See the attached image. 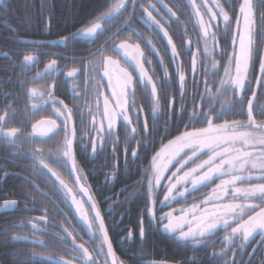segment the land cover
<instances>
[{"label": "snow or ice", "instance_id": "6c2138e0", "mask_svg": "<svg viewBox=\"0 0 264 264\" xmlns=\"http://www.w3.org/2000/svg\"><path fill=\"white\" fill-rule=\"evenodd\" d=\"M130 2L135 12L137 0ZM128 3L129 0H116L89 25L50 43L65 44L77 38H89L95 43L107 32L106 25L113 23L118 13L123 15L122 10H127ZM147 3V7L143 3L140 4V11L143 13L140 19L150 29L162 33L163 38L166 39V48L170 49V59L173 63H177L181 52L173 42L169 28L165 26L168 21L162 23V15L161 19L153 15L154 11L160 14L158 3L164 6L170 17L179 20L176 11H173L175 6L169 7L164 0H156V3L147 0ZM189 3L196 17V24L203 35V56L207 58L213 69L221 66L220 60L216 59L217 56L226 60V63L222 65L223 76L218 79H216L218 72H213L211 79L207 78L208 72L205 67L204 91L203 93L197 91L191 98L193 105L191 111L186 104V76L183 69L177 65L179 101L175 96L168 98L164 130L167 131L170 122L179 121L184 124V131L167 140V143H162L159 151L151 157L150 165L145 169L144 179L139 182L146 183L147 203L138 221V235L144 240L149 230H160L185 246L189 244L214 246V238L217 237L219 230L224 233L222 247L219 252L213 251L211 255L228 257L229 253H232V256L224 259L222 264H254L252 257H255L257 248L261 253L258 264H264V119L259 121L257 119L258 116L264 118V107H261L259 112L256 111L259 96L264 93V47L257 45L258 36L255 27L257 15L264 22V0H255V3L254 0H242L238 5V13L235 14L234 25L229 11L225 10L219 0H212V7H208L207 0H204L203 7L207 12L203 14L201 5H198L196 0H189ZM213 8H218L219 11H213ZM205 15L208 16L207 20L204 18ZM218 16L222 17V28L212 23ZM132 19V15H129L124 23L130 27ZM44 26L51 27L50 15L45 17ZM121 31L122 29L118 28L115 33L104 39L95 53H90L93 56L99 54L100 62L96 67L101 73L100 81L106 79L107 86L112 91L111 99L103 95L99 89L100 81H97L95 112L101 116V119L97 121L95 114L89 112L92 117L89 131L94 135L83 144L84 152H87L90 146L91 153L95 154L102 151L105 145L111 144L115 155V147L119 142L116 129L120 120L124 122L125 130L130 132L131 139L135 140L141 135L137 127L133 126L139 124L143 114L142 106L137 104V88L142 89L150 98L151 104L154 105L153 116L161 106L158 88L163 90V84L159 83L158 78L154 79L155 71L150 75L149 69L145 67L146 63L151 66L152 60L141 47V41L145 42L151 52H155L157 56H160V49L152 39L145 40V37L134 28H131L123 39H119ZM259 35L264 38V32ZM133 36L137 37L136 42H130ZM229 36L230 52L228 47L219 45V38ZM35 43L39 46L40 42ZM187 50L191 51V47L189 46ZM106 51L112 54H106ZM200 51V48H197L195 52H191L193 73L197 72L198 62H203L199 61L197 55ZM21 56L25 66L32 65L37 60L33 52L21 53ZM254 58H258L259 75L250 79ZM163 63L161 57V64ZM56 65L57 60L52 59L46 65V69L54 70ZM91 66V61L84 64L85 68ZM78 71L79 69L73 68L67 72V76H75ZM163 74L164 83H167L169 76L167 67L164 68ZM193 86H196L195 79ZM29 95H37L36 89H31ZM40 95L51 102L53 115L56 118L40 120L33 124V134L50 137L62 133L63 139L61 144L49 150L46 157L40 149L32 151L31 155L36 165L33 170L42 168L51 174L54 178L53 187L70 202L79 219L98 241L90 251L85 243H77L79 233L73 235L76 232L74 226L69 225L71 231L69 227H62L63 235L57 234L56 239L70 240V251L73 255L71 259H65L64 256L56 259L49 256L47 259H54V264H123L113 249L105 215L102 214L98 202L91 194L86 176L78 165V145L83 143V136L78 138L77 125L73 121V108L63 100H58L51 88L47 92H41ZM197 96L200 99L199 104L196 103ZM101 97H103L102 105ZM237 106L240 112L236 114L246 116V121L225 119V115L234 112ZM130 112L135 115V120ZM6 117L7 112L0 115V135L4 137L6 146L18 147L16 140L21 135V129L12 127L5 130L3 122ZM185 119L187 123H184ZM82 124L83 117H81ZM197 124L202 126L197 127ZM142 135L143 138L137 141V148L131 152L133 158L138 157L141 146L145 150L151 147L153 138L159 135V131L155 124L149 128L145 119ZM125 152H127L126 147ZM49 160L67 170L73 183L79 185V193L69 186L56 168L48 162ZM117 167L113 165L114 170ZM215 180L219 183H215V186L211 187V192L196 202L197 197L193 194L198 193L202 188L210 187ZM253 180L259 182L252 183ZM160 193L162 199L159 198ZM84 197L87 199L85 200ZM189 198L193 202L189 203ZM17 204L18 201L15 199L5 200L3 207L11 208ZM109 207L111 208L112 205ZM145 217H147V227ZM39 219L46 221L47 216H41ZM32 227L36 229L38 225L33 223ZM257 233L260 236L258 245L249 253L246 251L248 242ZM132 237L133 232L129 230L124 239L130 240ZM27 238V236L10 237V239ZM238 254L239 261L236 258ZM245 256L249 257L247 261L244 259Z\"/></svg>", "mask_w": 264, "mask_h": 264}, {"label": "flooded vegetation", "instance_id": "af4514ba", "mask_svg": "<svg viewBox=\"0 0 264 264\" xmlns=\"http://www.w3.org/2000/svg\"><path fill=\"white\" fill-rule=\"evenodd\" d=\"M60 1L22 0L25 6H28V2H38L40 8L34 11L29 8L25 9L21 24L16 23L17 25L15 26L14 21L9 19L5 22V26L3 25L4 22L0 25V115L7 112L6 120L3 122L5 130L12 127L21 129V135L16 140L18 147L15 148L6 146L4 137L0 135V212L9 213L8 226L12 227L9 234L10 237L27 236V239L18 240L40 245L39 247H43L42 241L47 237L46 240L53 245L54 249H36L31 252L33 256L31 260L34 259L41 264H54V259L61 256H64L65 259H71L73 254L70 251V240L62 241L56 239L57 234L63 235L62 227L74 226L76 232L73 235L79 233L77 235V243H85V246L89 247L90 251L98 244V241L79 219L70 202L65 200L62 194L53 187L52 181L54 178L51 177V174L42 168L36 171L33 170L36 165H34L31 155L32 151L40 149L46 157L49 150L61 144L63 139L62 133L50 137H41L38 133L33 134V124L40 120L56 118L53 115L51 102L46 97H42L40 93L47 92L51 88L58 100H63L65 104L73 108V121L77 125L78 138L83 136V143L78 145V165L86 176V183L94 199L98 202L102 214L109 219L113 209L129 210L132 207L133 203L125 202L126 163L129 159H133L137 168L134 170V176L135 178L139 177L141 174L139 155L137 158H133L131 152L137 148V141L143 138L142 129L145 119H147L149 128H152L153 124H155L156 129L159 131V135L153 138L152 145H159L164 141L161 130L164 129L165 123L160 124L158 120L160 116L165 119V113L168 110L167 100L170 96H175L177 101H179L177 65L183 69L186 76V104L188 110L191 111L193 106L191 98L197 91L200 93L204 91L205 67H207L208 72L207 78L211 79L212 73L218 72L219 75L216 77L218 79L223 76L222 65L226 63V60L217 56L216 59L220 60L221 66L213 69L207 58L203 56V35L196 24V17L189 0H164V3L168 4L169 7L175 6L173 11H176L179 20H176L175 17H170L162 4L157 3L160 14L153 12L157 19H161V15L163 16L162 23L168 21L165 26L169 28V34L172 36L173 42L176 43L178 51L181 52L177 63L171 61L170 49L166 48V39L163 38L162 33H157L155 30L150 29L140 19L143 15L140 11V4L143 3L147 7V0H137L135 12H133V7L129 0L126 6L127 10H122L123 15L118 13L114 22L106 25L107 32L95 43L89 38H77L69 40L65 44H51V41L59 40L60 37L67 36L89 25L95 17L116 2V0H103L101 8L84 20L63 24L57 19L60 14ZM12 2L13 0H0V7H5L8 4L12 5ZM196 2L201 5L202 14L206 13L207 9L203 7L204 0H196ZM219 2L224 5L226 11H229L234 25L235 14L238 13V5L242 0H219ZM152 3H156V0H152ZM207 6L212 7V0H207ZM213 11L218 12L219 9L213 8ZM8 13L12 15L13 11L9 10ZM29 15H34V17ZM49 15L51 16V27L46 28L44 19ZM129 15L133 17L130 27L124 23ZM204 18L207 20L208 16L205 15ZM212 23L220 25L221 28L223 27L222 17L220 16ZM255 27L258 36L257 45L264 47V38L259 35L264 32V22L260 20L259 15H257ZM118 28L122 29L119 39H123L131 28H134L145 37V40L152 39L153 43L160 49V56H157L155 52H151L145 42L141 41V47L152 60V65L150 66L146 63L145 67L149 69L150 75L155 71L154 79L158 78L159 83L163 84V90L158 88L161 106L153 116L152 107L154 105L151 104L150 98L143 93V90L137 88V104L142 106L143 114L140 117L139 124H134L133 126L137 127V131L141 132V135L137 136L135 140L131 139L130 132L125 130L124 122L120 120L116 129L119 134V142L115 147V155H113L111 144L105 145L102 151L92 154L90 146L87 152L82 149L83 144L87 143L94 135V133L89 131L92 120L89 112L91 111L95 114L97 121L101 119V116L95 112L97 81H100L101 73L96 67L100 62L99 54L93 56L90 53H95L96 48L103 43L104 39L115 33ZM136 41L137 37L133 36L130 42ZM35 42H40L39 46ZM116 42L118 43L119 40ZM209 45L211 46V42H209ZM219 45L228 47L230 52V36L219 38ZM189 46L191 51L187 50ZM197 48L201 50L197 54L199 61L203 62H198L197 72L193 73L191 52H195ZM26 52H33L37 56L34 64L28 66L23 64L21 53ZM106 54L112 53L106 51ZM161 57H163V64H161ZM52 59L57 60V65L54 70H47L46 65ZM87 61H91L92 66L85 68L84 64ZM165 67H167L169 72L167 83H164L165 77L163 73ZM73 68L79 69L77 74L72 77L67 76V72ZM258 75V58H254L250 79ZM194 79L196 81L195 87L193 86ZM33 88L37 92L35 96L29 95L30 90ZM99 89L103 92V95L109 96L111 99L112 89L107 86L106 79L100 81ZM102 99L103 97H101V105ZM196 103H200L198 96L196 97ZM57 107H60V105H57ZM177 107H179V104H177ZM261 107H264V93L259 96L256 111L259 112ZM217 108L219 109V105H217ZM239 112L240 109L237 106L234 112H228L224 118L246 121V116L236 114ZM130 115L135 120V115L131 112ZM81 117H83L82 125ZM257 119L259 121L264 118L258 116ZM184 123H187V119H185ZM196 126L202 125L197 124ZM173 128H179V131L173 136L175 137L184 131V124L179 121L170 122L167 131H171ZM125 147L127 152H125ZM48 162L56 168L61 177L69 183V186L79 193V185L73 183V179L68 175L67 170L62 166H57L51 160ZM113 165H117V169L114 170ZM114 171L115 174L113 175ZM215 183H219V181L215 180L210 187L202 188L198 193L193 194L197 197L196 202L202 200L206 194L210 193L211 187H214ZM159 198L162 199V193L159 194ZM12 199L17 200L18 204L15 207L4 208V201ZM84 199L86 200L87 197H84ZM191 202L193 201L189 198V203ZM135 203L139 202L136 201ZM110 205H112L111 208L109 207ZM137 206L133 205V208L136 209ZM176 206L179 207L180 205ZM85 207L87 208V204ZM143 207H145V204H143ZM44 215L47 216V220H40L39 217ZM33 223L38 225L36 229L32 227ZM15 226L21 228H13ZM26 227L27 229H25ZM69 230L71 231V227H69ZM156 231L158 236L166 238L171 244L175 243L179 248L118 252L113 246L117 258L123 261V264H161V262H166V264H222L224 259L232 256V253H229L228 257H213L211 255L213 251L219 252L222 247L224 233L219 230L217 237L214 238V246L191 244L185 246L175 241L168 234L160 230ZM259 239V234L255 235L248 242L246 251L251 253L252 249L257 247ZM260 254V250L257 248L255 257H252L254 264H258ZM132 255H136L135 263L127 259V256ZM49 256L54 259H47ZM236 258L239 261L240 255L238 254ZM244 259L247 261L249 257L245 256ZM15 261L16 259H13V256L10 255L9 262L14 263Z\"/></svg>", "mask_w": 264, "mask_h": 264}, {"label": "trees", "instance_id": "16d2710c", "mask_svg": "<svg viewBox=\"0 0 264 264\" xmlns=\"http://www.w3.org/2000/svg\"><path fill=\"white\" fill-rule=\"evenodd\" d=\"M103 0H61L59 2L60 14L57 19L61 23H70L71 21L84 20L87 16L95 13L101 8ZM27 5V4H26ZM38 10L40 7L38 2H28V6H25L22 0H13L12 5L8 4L5 7H0V25L9 19L14 21V25L21 24L24 17L23 11L25 9ZM12 10L13 14H9L8 11ZM34 17V15H29ZM17 23V24H16ZM158 123L164 124L165 119L160 116ZM179 131V128H173L171 131L161 130L163 132V140L159 145H151L147 150L140 147L139 159H140V176L135 178L134 170L135 165L133 159H129L126 163V173H125V202H131L132 207L129 210L125 209H113L110 213L111 217L106 219V225L109 227V236L113 242L114 248L118 251L127 250H163V249H178L175 243H172L164 237L158 236L156 230H149L146 239L141 240L139 238L138 232V221L144 209L143 204H146V183H139L144 179L145 169L149 167L151 162V157L156 151H159L162 143H167V140L173 139L175 133ZM137 169V168H136ZM258 175V173H257ZM259 181L253 180L252 183H257ZM247 186V185H244ZM138 201L139 203H135ZM133 205L137 206L136 209ZM9 213L0 212V262L1 264H41L38 261L32 259L31 252L36 249L52 250L53 245L47 241V237L42 241L43 247L40 245L33 244L30 242H25L22 240H11L10 232L12 230L11 226H8ZM145 225L147 227V217H145ZM21 228V227H13ZM27 229V227L25 228ZM133 232V237L130 240H125L124 237L127 235L128 231ZM172 246V247H170ZM12 252V253H11ZM16 252V253H15ZM12 255L13 259H16L14 263L9 262V256ZM127 259L135 263L136 255L127 256ZM48 264V263H45Z\"/></svg>", "mask_w": 264, "mask_h": 264}, {"label": "water", "instance_id": "95a60500", "mask_svg": "<svg viewBox=\"0 0 264 264\" xmlns=\"http://www.w3.org/2000/svg\"><path fill=\"white\" fill-rule=\"evenodd\" d=\"M114 83H115V82H114ZM117 91H118V89H117ZM257 234H258V233H257ZM257 234H256V235H257Z\"/></svg>", "mask_w": 264, "mask_h": 264}]
</instances>
